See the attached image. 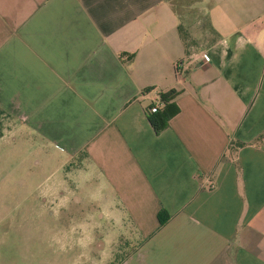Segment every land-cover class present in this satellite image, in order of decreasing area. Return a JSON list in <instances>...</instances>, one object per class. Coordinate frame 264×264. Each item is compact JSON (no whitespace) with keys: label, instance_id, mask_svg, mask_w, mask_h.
<instances>
[{"label":"crops","instance_id":"obj_1","mask_svg":"<svg viewBox=\"0 0 264 264\" xmlns=\"http://www.w3.org/2000/svg\"><path fill=\"white\" fill-rule=\"evenodd\" d=\"M0 106L75 163L117 264H264V0H0Z\"/></svg>","mask_w":264,"mask_h":264},{"label":"rangeland","instance_id":"obj_2","mask_svg":"<svg viewBox=\"0 0 264 264\" xmlns=\"http://www.w3.org/2000/svg\"><path fill=\"white\" fill-rule=\"evenodd\" d=\"M2 129L0 264H117L131 248L87 213L94 205L81 187L73 192L75 163H60L57 147L21 132L11 115Z\"/></svg>","mask_w":264,"mask_h":264},{"label":"trees","instance_id":"obj_3","mask_svg":"<svg viewBox=\"0 0 264 264\" xmlns=\"http://www.w3.org/2000/svg\"><path fill=\"white\" fill-rule=\"evenodd\" d=\"M177 93L178 92L174 87L169 88L165 91H161L159 93V98L162 102V105L155 111L149 109L148 119L156 132H159L160 130L165 128L168 124L169 119L179 111V106L175 102V96L177 95ZM8 115H10V113L0 106V136L2 135L4 116ZM231 142L237 143V145H240L242 143L236 139H233V141ZM161 211L162 210L158 212V217L160 222H163L164 218H162Z\"/></svg>","mask_w":264,"mask_h":264},{"label":"built area","instance_id":"obj_4","mask_svg":"<svg viewBox=\"0 0 264 264\" xmlns=\"http://www.w3.org/2000/svg\"><path fill=\"white\" fill-rule=\"evenodd\" d=\"M196 58H197L198 60H206V59L208 58V55H207V53H205V52H201V53H199V54L196 56ZM179 65H180V63L177 62L176 66L179 67ZM157 108H158V107H157L156 104H154V105H152V106L150 107V109H151L152 111H155Z\"/></svg>","mask_w":264,"mask_h":264}]
</instances>
